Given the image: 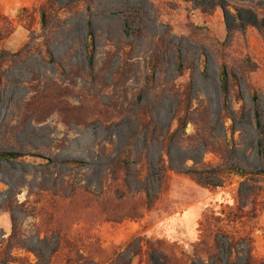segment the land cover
Here are the masks:
<instances>
[{
    "label": "rangeland",
    "instance_id": "1",
    "mask_svg": "<svg viewBox=\"0 0 264 264\" xmlns=\"http://www.w3.org/2000/svg\"><path fill=\"white\" fill-rule=\"evenodd\" d=\"M90 29L96 46L92 82L85 77ZM0 31V52L12 53L0 74V264L36 263L32 249L40 251L42 264H64V238L82 257L95 246L116 251L118 264L133 251L132 264H169L171 252L189 264H243L248 250L264 261V178L248 182L231 175L218 187L177 172L190 166L264 169V134L256 121L264 125V0H0ZM223 66L232 78L229 98L221 87ZM189 80L192 120L168 155L158 138L140 129L139 115H153L158 136L174 131V112ZM39 81L56 85L81 116L70 118L66 107L27 112ZM40 115L47 117L39 122ZM202 135L209 150L194 146ZM125 149L132 191L144 183L158 192L155 175L143 174V182L135 177L143 163L156 170L160 160L172 166L154 205H136L139 217L114 220L87 207L80 195L57 194L81 186L99 193L113 182L109 164ZM6 152L21 156L8 160L1 156ZM135 202L138 196L125 199L119 209ZM215 242L220 263L208 256Z\"/></svg>",
    "mask_w": 264,
    "mask_h": 264
},
{
    "label": "trees",
    "instance_id": "2",
    "mask_svg": "<svg viewBox=\"0 0 264 264\" xmlns=\"http://www.w3.org/2000/svg\"><path fill=\"white\" fill-rule=\"evenodd\" d=\"M51 2L54 3V0H49V3ZM134 14H136V9L134 10ZM134 17L135 15L133 14L130 15V19L128 20L127 25L131 24L132 22L131 20ZM42 19H43V26L44 27L47 26V20H46L47 8L42 9ZM262 25L260 24V26ZM129 30L130 28L127 26L126 31L129 32ZM3 38L4 35L0 31V40H2ZM85 47L88 56V67H87L88 70L86 72L85 77L92 82L95 79V54H96L95 39L92 29L89 30ZM11 54L12 53L4 50L0 52L1 75H3V72H1V64L5 60V58H8L9 55ZM46 54L47 56H49L50 59L52 60L54 59L52 52L50 50H46ZM179 59H180L179 72L183 74L185 70V65L183 60H181V58ZM1 79H0V83H1ZM35 80L36 79H33V81ZM220 81H221L223 94L226 96V98H229L231 95L232 78L224 66L222 68ZM192 91H193V80H189L188 83L184 86V89L181 93V97L177 102V107L174 112V120H176L177 123L176 129L174 131H170V129H168L166 133L164 134L160 133L158 136V127L153 115L151 114L150 115L146 114V116L144 114L139 115L140 129L146 130L148 135L158 138L162 144V148H163L162 150L164 151L166 150L168 155L173 141L179 140L180 137H183L186 134L187 126L189 122L192 120L191 119L192 100H193ZM34 92L35 93L28 100L26 104L27 112L34 111L32 115H35V113L40 114L42 111L51 113L52 111L60 110L61 108L66 107L72 112L70 118H72L73 116L74 117L81 116V113L79 110H77L78 109L77 107L70 106V104L64 101L62 97L60 98V94L62 91L58 87H56V85L54 84L52 85L51 82L50 83L45 82L42 85L41 82L39 81V83L34 87ZM254 96H256V94H254ZM64 102L66 103V105H64ZM111 107L110 108L112 111H114V114H117L118 113L117 105L114 104ZM101 115L102 114H97V113L94 114V116H99V119L101 118ZM125 116L126 114L122 115V118H124ZM45 117L47 116L40 115L36 118V120L40 122L44 120ZM103 118L106 119V120H102L104 123L110 122L109 116H103ZM94 121L97 120L94 119ZM256 121H257V126L260 129V132L264 134V125L262 124L259 118ZM199 139L200 140L198 142H195L196 145L194 146L198 148L203 147L206 150H209L208 147H205L207 144H209L208 143L209 141L206 139V137L202 135L199 136ZM192 141L195 140L193 139ZM260 145L262 146V148H264V135L261 137ZM1 156L8 160H17L21 155L18 152H10V153L6 152L1 154ZM129 156H130L129 150L125 149L115 161H112L109 164L108 174L111 175V179H113V182L108 183L106 187L103 190H101L99 193H94L93 191H91V189L88 186H81L76 189L71 187L66 189H61L59 192H57V194L62 198L65 197L68 199L73 198L76 195H80L82 197V200L87 205V207L97 206L102 210L103 214H105L107 218H111L114 220L139 217L141 213L138 206L136 205H140L144 203L147 208H151L154 205L155 200L158 198V196L163 192L165 188L167 172L168 170L172 169V166L160 160L158 163L159 167L156 170L150 163L149 164L143 163L141 167L138 168L137 171L135 172V177L143 182L144 181V177H142L143 174L146 177L150 174L155 175L158 179V184H159L158 192L157 194H152L149 191L148 187L144 185V183L143 186H140L138 189L132 191L130 190V183L128 178L130 174L129 173L130 161L127 158ZM140 162L141 161H139V164ZM63 163L77 164L80 166L85 164V162L79 160H65L63 161ZM177 172L193 176L201 182H204L211 186H218V187L223 186L224 178L230 177L231 175H237L243 178L246 177L248 182L249 181L254 182L260 177L264 178V169L257 170L255 172H248L239 166H229L225 168L216 167L209 170H201L196 168L195 166H190V167H186L185 169H178ZM135 196H138L139 204L138 202H135L131 204V206L129 207H122L124 211L122 213V211L119 209V206H122L123 200L128 198H133ZM56 207H57V200L52 202L50 205V210L48 212L50 217L53 216L54 209ZM51 230L52 228L49 231ZM63 244L66 250L64 264H84L86 263V261H89L93 264H103L106 263V261L107 263L109 261V264H118L119 259H121L122 256L120 253L119 254L116 253V251L110 252L103 249L102 247L95 246L89 250V254L87 257H82L78 251H74L72 247V243H69L66 238H64ZM219 246L220 243L215 242L213 244L214 251L210 255H208L209 258L212 259V261H215L217 263L221 262L219 257ZM32 250L36 254L38 258V262L31 264H42L44 258L41 255L40 251H37L35 249ZM137 255H138V251H133L130 257L127 260H125V262L123 261V264H132L134 258ZM99 257L101 258V260H95ZM196 257L201 258V253L199 252V250L196 252ZM116 260L117 263L115 262ZM167 262L169 264H189L187 260L186 261L184 260V255H182L181 257H176V255L173 252L167 254ZM243 264H264V261L255 258L252 255L251 250H248Z\"/></svg>",
    "mask_w": 264,
    "mask_h": 264
}]
</instances>
